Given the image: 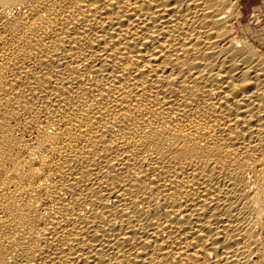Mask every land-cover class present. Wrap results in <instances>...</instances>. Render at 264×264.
I'll list each match as a JSON object with an SVG mask.
<instances>
[{
    "label": "bare ground",
    "instance_id": "bare-ground-1",
    "mask_svg": "<svg viewBox=\"0 0 264 264\" xmlns=\"http://www.w3.org/2000/svg\"><path fill=\"white\" fill-rule=\"evenodd\" d=\"M241 1L0 0V264L264 263Z\"/></svg>",
    "mask_w": 264,
    "mask_h": 264
},
{
    "label": "rangeland",
    "instance_id": "rangeland-1",
    "mask_svg": "<svg viewBox=\"0 0 264 264\" xmlns=\"http://www.w3.org/2000/svg\"><path fill=\"white\" fill-rule=\"evenodd\" d=\"M241 9L242 24L257 33L259 38L256 42L257 48L264 53V0H242ZM248 36L252 38V33L250 32Z\"/></svg>",
    "mask_w": 264,
    "mask_h": 264
}]
</instances>
